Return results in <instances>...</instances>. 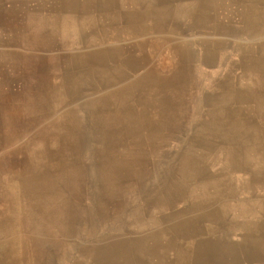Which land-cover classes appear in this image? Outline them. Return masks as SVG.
<instances>
[{"label":"crops","instance_id":"0c3cea01","mask_svg":"<svg viewBox=\"0 0 264 264\" xmlns=\"http://www.w3.org/2000/svg\"><path fill=\"white\" fill-rule=\"evenodd\" d=\"M0 105L37 119L43 135L49 110L66 131L85 123L109 150L139 142L126 154L135 165L110 171L104 159L97 176L112 205L103 216L137 224L87 225L83 256L264 264V0H0ZM88 168L69 171L77 201ZM131 194L145 207L124 212Z\"/></svg>","mask_w":264,"mask_h":264},{"label":"rangeland","instance_id":"374dc122","mask_svg":"<svg viewBox=\"0 0 264 264\" xmlns=\"http://www.w3.org/2000/svg\"><path fill=\"white\" fill-rule=\"evenodd\" d=\"M169 22H171V19H169ZM231 47L239 48L240 45L227 46L229 51ZM38 95L36 94L35 99ZM116 103L118 105L121 104L119 102ZM12 111L11 113L9 109L0 108V184L6 186L5 190L10 189V191L13 185L18 193H22L25 210L22 212L23 216L20 219L19 217L8 219L13 215L0 217V238L9 236V233L6 232L8 228L23 225L27 234L32 236L34 240L40 241L38 248H32L33 251L37 252V255L36 252L33 255L35 264L49 263L47 255L41 256V253L39 254V251L41 252L46 248H53L57 252L58 258H63L58 261V264H77L76 250L79 247L78 244H85V242H91L93 239L91 235H87V232L84 231L87 225L93 223L94 225L97 223L100 226L108 225L112 233L113 230L132 228L137 224V222L130 220L132 216L128 217L126 221L113 220L112 214L103 216L101 209L103 207L110 208L112 205L101 203V197H103L99 188L101 183L100 185L97 184L101 180H98L97 176L101 160L105 159V167L110 171L114 170L115 167L123 166L124 163L127 164L126 160L132 162L135 158L139 160L137 157L126 155L140 152L137 149L139 142L133 139L123 141L120 142L117 148L109 150L105 147L106 142L91 139H96L97 135L86 130L87 126L85 123L76 125L78 131L69 132V130L66 131V128L70 129L69 124H66L68 122H66L63 124L65 125L64 132H66L63 133L62 128L64 126L60 125V121H57V124L55 123L54 111L49 110L46 113L50 118L47 119L46 132L43 135L42 126L37 123V119L33 120L25 114L23 118L17 108ZM76 111L78 120L80 117L82 121L88 119L86 118L85 110L78 109ZM26 135H31L32 137L27 139L25 138ZM60 135L62 140L59 138ZM78 136H82L83 140L76 141L75 139ZM227 143L230 144V142H222L221 152H227ZM195 144L196 142L193 145ZM209 145L212 151L214 142L211 141ZM103 147L106 150H103ZM192 147L191 145L189 146V152H194ZM194 147L196 149L197 144ZM72 152L85 153H81V156L76 158L71 154ZM90 152H110L111 155L102 159L101 156H90ZM226 159L227 156L223 157V167ZM77 160L79 163H77ZM52 161L55 163H47ZM165 161L164 158L162 164H165ZM33 162H36L35 168L38 166L36 169H40L42 172H27L28 166ZM206 162L207 166L213 170L214 158L212 156L206 157ZM85 164L89 167L88 179L91 180L88 183L87 191V184H84L86 196L78 198V200L83 199L84 201H77L71 198L73 184L69 171L74 167H82ZM139 164L137 165L140 166ZM130 165L133 166L135 164L133 162ZM92 172L94 173L93 178H91ZM212 174L213 172H208L207 177L212 176ZM113 175L110 174V177H113ZM109 183L113 184L114 182L109 181ZM124 191H127V189ZM141 191L143 190L141 189ZM131 195L126 197L131 201H126L124 204V212L141 208L143 205L135 204V200L139 199L140 194ZM5 205L6 202L0 199V211L5 209ZM11 206L14 211L15 207L12 204ZM116 238L117 236L114 239ZM71 239L75 241V244L72 246L68 256L65 257L63 256L65 240L72 242ZM93 258L92 253H86L84 256L82 255L80 264H98L93 261Z\"/></svg>","mask_w":264,"mask_h":264},{"label":"bare ground","instance_id":"6f19581e","mask_svg":"<svg viewBox=\"0 0 264 264\" xmlns=\"http://www.w3.org/2000/svg\"><path fill=\"white\" fill-rule=\"evenodd\" d=\"M54 157V156H53ZM36 162H33L31 165L35 166ZM48 164H53L55 162H47ZM6 186L0 184V199L6 202V207L0 211V217L7 215L10 218H22L23 211L25 210L24 197L21 192L15 190V187L12 185V189H4ZM11 204L15 207L14 211L12 210ZM12 218V219H13ZM6 231V230H5ZM9 236L7 238H0V264H35V259L33 257L34 252L32 248L40 246L39 240H34L32 236L27 234L24 231L23 225L13 226L7 229ZM72 240V239H71ZM75 244V241L65 240L64 245V254L63 256L67 257L69 252H71L72 246ZM85 248L79 247L76 250V260L77 264H80L82 259V254L84 253ZM41 256L47 255L49 260L48 264H58V261L61 259L58 258L57 252L53 248H46L39 251ZM37 255V252H36Z\"/></svg>","mask_w":264,"mask_h":264}]
</instances>
